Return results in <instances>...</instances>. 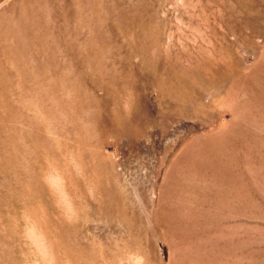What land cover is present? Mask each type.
<instances>
[{"label": "rangeland", "instance_id": "rangeland-1", "mask_svg": "<svg viewBox=\"0 0 264 264\" xmlns=\"http://www.w3.org/2000/svg\"><path fill=\"white\" fill-rule=\"evenodd\" d=\"M261 65L264 0H0V264H170L169 174Z\"/></svg>", "mask_w": 264, "mask_h": 264}, {"label": "bare ground", "instance_id": "bare-ground-1", "mask_svg": "<svg viewBox=\"0 0 264 264\" xmlns=\"http://www.w3.org/2000/svg\"><path fill=\"white\" fill-rule=\"evenodd\" d=\"M262 71L234 83L233 119L216 132L224 140L213 135L189 147L169 174L159 216L170 264H264Z\"/></svg>", "mask_w": 264, "mask_h": 264}]
</instances>
